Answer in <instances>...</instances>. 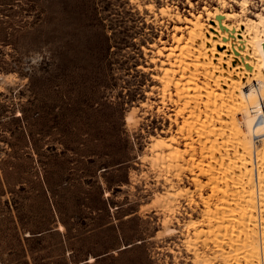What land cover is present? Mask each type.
I'll use <instances>...</instances> for the list:
<instances>
[{"label": "rangeland", "instance_id": "obj_1", "mask_svg": "<svg viewBox=\"0 0 264 264\" xmlns=\"http://www.w3.org/2000/svg\"><path fill=\"white\" fill-rule=\"evenodd\" d=\"M191 1L0 0V264H223L193 234L205 208L189 168L151 146L183 120L155 78L174 25L159 9L216 5Z\"/></svg>", "mask_w": 264, "mask_h": 264}, {"label": "bare ground", "instance_id": "obj_2", "mask_svg": "<svg viewBox=\"0 0 264 264\" xmlns=\"http://www.w3.org/2000/svg\"><path fill=\"white\" fill-rule=\"evenodd\" d=\"M231 1L238 9L229 0L189 15L168 5L159 9L174 25L172 42L154 45L162 58H151L160 62L155 78L162 103L175 106L172 120H183L175 135L151 146L155 162L177 176L189 168L205 208L206 228L195 226L193 233L204 238L203 247L213 244L223 264H264V6L251 17L252 0ZM204 186L211 188L208 196ZM173 192L167 195L171 213ZM193 254L202 259L200 248Z\"/></svg>", "mask_w": 264, "mask_h": 264}]
</instances>
